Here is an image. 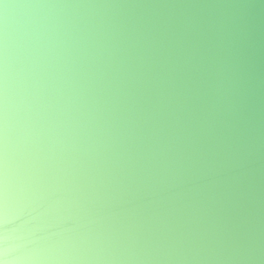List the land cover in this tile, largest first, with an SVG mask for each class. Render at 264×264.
<instances>
[{
  "label": "clouds",
  "instance_id": "obj_1",
  "mask_svg": "<svg viewBox=\"0 0 264 264\" xmlns=\"http://www.w3.org/2000/svg\"><path fill=\"white\" fill-rule=\"evenodd\" d=\"M0 264H264V0H0Z\"/></svg>",
  "mask_w": 264,
  "mask_h": 264
}]
</instances>
